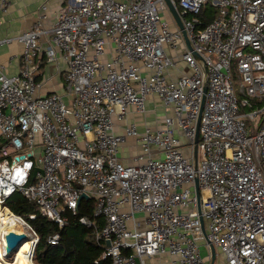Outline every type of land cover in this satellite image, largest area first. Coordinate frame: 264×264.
<instances>
[{
    "label": "built area",
    "instance_id": "1",
    "mask_svg": "<svg viewBox=\"0 0 264 264\" xmlns=\"http://www.w3.org/2000/svg\"><path fill=\"white\" fill-rule=\"evenodd\" d=\"M170 1L191 48L167 0H61L49 26L43 13L0 39L20 42L23 58L12 75L0 60V213L31 230L35 251L37 231L5 203L15 192L38 206L29 218L60 227L86 192L93 217L80 222L112 264H211L210 243L228 264H264V0ZM46 34L48 60L67 64L63 94L40 93ZM156 99L159 125L127 121ZM127 137L142 147L131 164L119 157Z\"/></svg>",
    "mask_w": 264,
    "mask_h": 264
},
{
    "label": "crops",
    "instance_id": "2",
    "mask_svg": "<svg viewBox=\"0 0 264 264\" xmlns=\"http://www.w3.org/2000/svg\"><path fill=\"white\" fill-rule=\"evenodd\" d=\"M9 1L8 10L5 12L0 11V39L4 37H15L21 32L29 30L43 13L47 15L45 25L49 26L53 23L55 13L61 3V0ZM46 1H49V7L47 10H43L41 6ZM50 36V34H46L41 38L40 43L42 49L36 56L37 76L43 83L40 93L59 92L63 94L66 86L67 64L61 58L60 52L57 53V60H48L46 47L51 43ZM0 60L5 65L8 74L12 75L18 73L23 67L22 44L14 40L8 44L0 45ZM180 66H184V62H181ZM146 108L147 112L145 114L132 110L127 121H137L140 128H143L146 124L152 127L159 125L160 119L158 118L164 114V108L161 102L158 99L155 101H147ZM123 125V121L116 120L118 132L123 131ZM141 151V144L135 138L127 137L121 144L119 151L120 161L125 164H131L133 163V156ZM21 250L15 253L13 261L11 262L15 261L16 255L19 254ZM168 260L167 256H165L163 260L151 257L148 258V264H167Z\"/></svg>",
    "mask_w": 264,
    "mask_h": 264
},
{
    "label": "trees",
    "instance_id": "3",
    "mask_svg": "<svg viewBox=\"0 0 264 264\" xmlns=\"http://www.w3.org/2000/svg\"><path fill=\"white\" fill-rule=\"evenodd\" d=\"M214 15L215 10L210 5L201 12L206 24ZM94 204L93 198H83L76 213L70 210L65 212L67 221L60 227L57 222L41 214L35 219L29 218L30 213L36 212L34 203L20 192H15L7 201L9 208L25 216L39 235L36 248L38 264H112L109 257H103L105 242L97 240L94 230L80 222L83 216L93 217ZM55 232L60 233V243L51 245L48 238Z\"/></svg>",
    "mask_w": 264,
    "mask_h": 264
},
{
    "label": "bare ground",
    "instance_id": "4",
    "mask_svg": "<svg viewBox=\"0 0 264 264\" xmlns=\"http://www.w3.org/2000/svg\"><path fill=\"white\" fill-rule=\"evenodd\" d=\"M0 219L2 223L1 229H0V264H3V263L4 264H36V262L34 261L35 241L31 237H28L25 240L26 242L23 241L21 245L16 249V251L21 250V248L28 242L25 245V247L20 251V253L16 255L14 262H11L5 259L6 257H8L6 256L7 252L3 250L1 246H4L5 244L6 233L9 232L10 230H13L16 232H25V229H24L23 223L18 221L13 216L8 215L7 212L2 211V213H0Z\"/></svg>",
    "mask_w": 264,
    "mask_h": 264
},
{
    "label": "water",
    "instance_id": "5",
    "mask_svg": "<svg viewBox=\"0 0 264 264\" xmlns=\"http://www.w3.org/2000/svg\"><path fill=\"white\" fill-rule=\"evenodd\" d=\"M167 1L170 5V8L172 10V13H173L176 21L178 22L180 28L183 30V33H184V36L187 40L188 46L191 48L192 46H191V44L187 38V34H186V31L184 30V26H183V23H182V20L180 18L178 10L171 3L170 0H167ZM205 90H207V87H205ZM200 121H201V114H200V118H199L198 125H197V134H196V140H195V158H196V161H197V153H198L199 134H200ZM196 187H197V197H198V200H200L199 182H198L197 178H196ZM83 198H89V195L86 192H84L81 194L80 201ZM199 208H200V205H199ZM201 220L203 223L204 232L206 234V230H205V226H204V220L202 217H201ZM27 238H28V235L26 232H16L13 230H10L9 232H7L5 235V244H4V249L7 252L6 256L10 257L13 254V252H15L16 249L21 245V243L23 241H25ZM210 246H211V264H214L215 260H216V256H217V250H216V247L213 243H210ZM36 248H37V246H36Z\"/></svg>",
    "mask_w": 264,
    "mask_h": 264
},
{
    "label": "rangeland",
    "instance_id": "6",
    "mask_svg": "<svg viewBox=\"0 0 264 264\" xmlns=\"http://www.w3.org/2000/svg\"><path fill=\"white\" fill-rule=\"evenodd\" d=\"M237 83H239V79L237 78ZM6 204H7V202H5ZM34 210L36 211V212H38V206L37 205H35L34 204ZM25 231L26 232H31V230L30 229H28L27 227H25ZM28 235H31V233H28ZM26 242V241H25ZM1 248L3 249V250H5L4 249V246H1ZM203 253H205L206 254V252H207V249H206V247L205 246H203ZM217 250V256H216V260H215V263L214 264H228L226 261H225V259L223 258V256L221 255V252L219 251V249H216ZM18 252V250L16 251V252H14L10 257H6L5 259L6 260H8V261H13V258H14V256H15V253H17ZM34 261H36V251L34 252ZM4 264V263H3ZM36 264H38L37 263V261H36Z\"/></svg>",
    "mask_w": 264,
    "mask_h": 264
}]
</instances>
